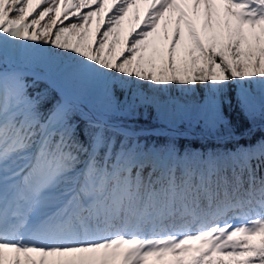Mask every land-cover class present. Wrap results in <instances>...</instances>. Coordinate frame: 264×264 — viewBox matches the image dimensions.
<instances>
[{"label":"snow or ice","instance_id":"6c2138e0","mask_svg":"<svg viewBox=\"0 0 264 264\" xmlns=\"http://www.w3.org/2000/svg\"><path fill=\"white\" fill-rule=\"evenodd\" d=\"M138 2L0 0V264H264V137L225 115L264 128V0H144L122 38ZM164 88L235 145L150 143Z\"/></svg>","mask_w":264,"mask_h":264},{"label":"trees","instance_id":"16d2710c","mask_svg":"<svg viewBox=\"0 0 264 264\" xmlns=\"http://www.w3.org/2000/svg\"><path fill=\"white\" fill-rule=\"evenodd\" d=\"M45 85L41 84L40 88H44ZM158 92H165L167 95L169 93H175L176 96H184L186 90L182 88H175V89H169V88H164V89H156ZM30 91H35V90H30ZM205 94H207V90L205 89ZM52 96L55 97L56 94L52 93ZM154 97V96H153ZM151 97V98H153ZM151 98L149 100H151ZM156 98V97H155ZM176 99V98H175ZM200 100V94L199 91L196 93V99L189 103L190 105L192 104H197L199 103ZM157 101L159 102L157 105L154 106V108H149L146 111L142 110L141 115L139 119L135 122L138 126L141 127H148L152 128L154 126H163V125H169V126H188L187 122L185 123H180V120L182 117H184L185 121L187 119L191 118L192 116L195 115V113H191L189 116H182L181 113L178 116H174L173 119H165L164 117V110H167L169 113V116L171 113H173V109H170L168 107L170 103V99L168 97L160 99L159 97L157 98ZM54 102L50 101L45 104V107H51V103ZM176 102L178 103L179 100L176 99ZM168 103V104H167ZM178 104H182L181 102ZM175 112V114H177ZM181 117L179 118V116ZM225 115L231 120L233 129L235 130L237 136H240L241 133L247 132L249 128L253 129V136L252 139H260L261 137H264V128L261 127V122L259 118L255 122V126L253 127L252 124L245 118L244 114L240 111V108L236 105L235 99L233 100V104L231 107H225ZM175 122V123H174ZM81 127H83V123L81 122ZM194 130H199L201 131L200 128H195ZM223 131V129L221 130ZM170 136H173L171 134H163V135H156L153 136L149 139L150 143H154L156 145H166L170 143H175L176 146L180 149L181 152H184L185 150H193L197 152H203V151H208L211 152L214 149H222L223 147H233L236 143V141L229 142L228 144H223L221 140L216 139L215 137L208 136V137H203V136H181V135H176L174 134L175 138L174 140H170ZM83 139V137H81ZM240 144H247L249 143L248 139H240L239 140ZM260 238H257V241ZM256 241V242H257Z\"/></svg>","mask_w":264,"mask_h":264},{"label":"rangeland","instance_id":"374dc122","mask_svg":"<svg viewBox=\"0 0 264 264\" xmlns=\"http://www.w3.org/2000/svg\"><path fill=\"white\" fill-rule=\"evenodd\" d=\"M147 7L148 6L146 5V8L141 9V11H140V9H135V13L132 16H129V15H126L125 16V18L122 21L121 26H120V31L122 33V38L124 36H126L128 34V32H130L133 28H138L139 27L140 21H142L144 19V15H145V12L147 11ZM137 12L139 13L140 21H137L135 19L136 15H137ZM65 23H68V22L66 21ZM95 28H96V24L93 23V31H95ZM151 39H154V38H150V40ZM146 94L149 96V99L154 96V97H156L155 98L156 100H157L158 97L160 99L168 97L170 99V103L168 105V107L170 109H172L173 103H176V104H178L180 102L183 103L185 100H188L189 103H191L192 101H194V100L190 99V94H188V95L184 94V96H179V95L176 96L175 93L173 92V93H169L167 95L165 92H162V91L161 92H158L156 89H149ZM175 98L179 100L178 103L176 102V99ZM180 113L181 112H178L177 114H174V116H178ZM181 115L184 116L183 113H181ZM181 115L179 116V118L181 117ZM174 116H173V113H171L170 116H169V118L170 119H173ZM257 238L258 237H254L253 238V241L256 242L257 241ZM153 260H154V258H150V264H152V261Z\"/></svg>","mask_w":264,"mask_h":264},{"label":"water","instance_id":"95a60500","mask_svg":"<svg viewBox=\"0 0 264 264\" xmlns=\"http://www.w3.org/2000/svg\"><path fill=\"white\" fill-rule=\"evenodd\" d=\"M154 128H156V129H161L162 130V132L160 133L161 135H163V134H177V135H180V133H182V132H180V131H178V130H180V129H182V130H185V133H184V135L183 136H186V135H188V136H194V137H197V136H204L203 134H201V132L200 131H196V130H193V129H190V128H188V127H177L176 128V132L174 133L173 132V128L174 127H170V126H156V127H154ZM205 137V136H204ZM208 137V136H207Z\"/></svg>","mask_w":264,"mask_h":264},{"label":"bare ground","instance_id":"6f19581e","mask_svg":"<svg viewBox=\"0 0 264 264\" xmlns=\"http://www.w3.org/2000/svg\"><path fill=\"white\" fill-rule=\"evenodd\" d=\"M146 5H147V4L144 3V0H139L138 4L133 5V6L129 9V12H128L127 15L132 16V15L135 13V9H140V11H141V9L146 8ZM147 6H148V5H147ZM163 26H164V22L162 21V22H161V29H160L161 33L163 32ZM178 131H180V132H182V133H185V130H182V129H180V130H178Z\"/></svg>","mask_w":264,"mask_h":264}]
</instances>
